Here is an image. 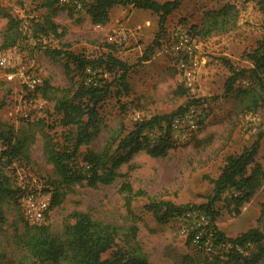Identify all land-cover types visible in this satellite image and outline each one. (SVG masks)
<instances>
[{
    "label": "rangeland",
    "instance_id": "rangeland-1",
    "mask_svg": "<svg viewBox=\"0 0 264 264\" xmlns=\"http://www.w3.org/2000/svg\"><path fill=\"white\" fill-rule=\"evenodd\" d=\"M40 3L0 0V57L10 61L7 67L0 66V131L13 128L25 145L18 158L0 159V180L7 178L9 186V190L0 191V264H31L24 244V233L31 224L25 218L21 199L27 192H41L49 195L51 202L56 185L64 193L63 201L48 209L40 225L60 232L74 222L73 213L85 212L94 220L119 227L137 226V239L149 264H215L206 260L204 250H209V242L202 245L196 239L187 244L189 232L207 223L205 215L189 212L159 223L144 205L149 200L205 202L213 186L211 179L220 174L226 158L250 147L264 132L263 89L247 72L227 91L231 71L223 62L228 60L237 69L252 67L246 55L264 38V0H182L167 16L163 31L157 13L131 4L114 6L108 21L99 24L87 13L88 0H60L55 13ZM225 5L234 7V27L206 32L210 24L206 13ZM6 12L22 20L25 36L10 48L2 47ZM48 18L59 25L63 36L51 34L36 39L32 22ZM49 47L68 48L91 59L111 54L130 67L129 90L123 92L115 81L112 95L99 106L100 132L80 147L76 166H85L89 151L114 153L120 139L138 121L187 107L172 123L169 135L164 122L144 133L151 145L167 138L170 147L166 155L136 152L120 165L119 175L110 184L59 185L60 176L48 158L46 143L52 140L57 148L71 144L70 131L62 126L55 105L72 86L64 67L66 60L52 57L45 50ZM103 72L108 81L121 73L118 68ZM73 74L75 82L81 80L76 71ZM32 75L40 78L35 87L28 84ZM4 148L0 139V155ZM255 164L264 170V137L249 171ZM126 183L134 192L130 207L123 189ZM231 195L228 191L223 195L225 201L219 203L222 215L217 227L228 237L251 228L264 231V182L239 213L233 205L227 207ZM258 264H264V257Z\"/></svg>",
    "mask_w": 264,
    "mask_h": 264
},
{
    "label": "trees",
    "instance_id": "trees-1",
    "mask_svg": "<svg viewBox=\"0 0 264 264\" xmlns=\"http://www.w3.org/2000/svg\"><path fill=\"white\" fill-rule=\"evenodd\" d=\"M86 1V0H85ZM87 13L94 23H105L109 18V11L116 5L131 4L142 9H150L160 16V28L163 31L166 18L178 8L182 0H169L159 3L155 0H88ZM60 0H41L40 6L55 13ZM0 10H3L0 4ZM232 5H225L220 10L206 13L210 24L206 32L212 30L228 31L236 23ZM7 28L3 39V48L17 46L25 37L21 28L22 20L9 13ZM34 22V23H33ZM32 22V34L36 39L51 34L57 38L63 36L59 32V25L50 18ZM52 57H62L66 60L64 65L66 75L72 88L59 97L55 109L61 116L63 127L70 131L68 141L70 145L57 148L52 140L46 143V153L52 162L55 172L60 176L59 185L66 188L75 184L86 182L90 187L98 184H110L119 175L121 164L129 160L136 152L146 150L150 156H164L170 144L167 138L155 145L148 143L145 132L167 124L166 135L171 133L172 123L182 115L187 107H179L164 115L153 116L147 120L138 121L134 128L120 139L114 153L108 152L86 153L85 166L75 164L80 147L90 143L100 132L101 116L99 106L113 93L112 87L118 81L120 90L127 92L129 65L111 54L91 59L83 54H76L66 48H46ZM247 59L252 62L250 69H237L228 60L223 62L229 67L231 74L227 79L226 89L231 90L238 77L246 75L258 83L264 91V38L257 47L247 53ZM73 66V68L71 67ZM118 68L121 73L114 81L104 77L105 72ZM102 72H99V71ZM76 71L81 80L75 82ZM90 71L91 73H88ZM95 73L94 75L92 73ZM72 93L71 95H69ZM1 126V121H0ZM72 133V134H71ZM73 135V136H72ZM264 132L258 134L257 140L246 147L239 154L229 155L221 168L220 174L211 179L212 189L206 196V201L200 204H177L170 200H149L144 209L151 212L159 223H167L175 217L183 216L189 212L199 211L208 219L207 223L193 229L187 237V244L191 245L196 239L200 244L209 242L210 248L205 251L206 260L215 264H258L264 257V231L260 228H251L238 236L228 237L216 225L217 219L222 215L219 205L223 202V195L232 191L231 202L236 213L240 207L248 202L264 182V170L255 164L249 171V166L255 163L259 141ZM0 139L5 147L1 151L0 159L6 157L9 161L18 158L24 153V141L16 137L13 128L0 131ZM1 172V171H0ZM9 190L7 178L0 180V191ZM127 192V204L130 207L134 196L129 184L123 185ZM6 190V191H7ZM48 193V191H44ZM137 194V193H135ZM64 198L62 189L54 187L49 208L61 204ZM74 222L66 224L62 231L56 232L47 225L27 226L24 233V244L31 264H149L148 256L144 253L137 239L138 227L132 225L128 228L119 227L91 218L85 212L72 214ZM2 214L0 213V222ZM201 249V251H203ZM203 251V253H204ZM110 252L105 258L104 254Z\"/></svg>",
    "mask_w": 264,
    "mask_h": 264
},
{
    "label": "built area",
    "instance_id": "built-area-1",
    "mask_svg": "<svg viewBox=\"0 0 264 264\" xmlns=\"http://www.w3.org/2000/svg\"><path fill=\"white\" fill-rule=\"evenodd\" d=\"M10 61L6 57H0V66L7 67ZM186 67L185 63H182ZM191 74L188 73V79ZM40 83L37 75H32L28 79L30 87H35ZM21 204L26 220L31 225H40L46 217V213L50 206V196L41 192H27L21 199Z\"/></svg>",
    "mask_w": 264,
    "mask_h": 264
}]
</instances>
